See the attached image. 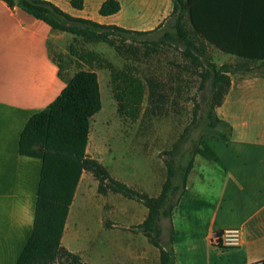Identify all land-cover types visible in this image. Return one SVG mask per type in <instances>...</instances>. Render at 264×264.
<instances>
[{
	"label": "crops",
	"instance_id": "obj_1",
	"mask_svg": "<svg viewBox=\"0 0 264 264\" xmlns=\"http://www.w3.org/2000/svg\"><path fill=\"white\" fill-rule=\"evenodd\" d=\"M47 1L73 17L126 29L135 21L125 10L142 11L147 18L173 4L119 0V13L102 16L106 0H85L82 10L73 8L71 0ZM192 2L190 28L216 63H264V0ZM67 36L74 42L72 34L53 30L0 0V264H16L33 231L42 160L22 155L20 138L30 118L46 109L76 72L52 52V45ZM216 113L231 132L227 139L204 140L196 150L185 192L171 216L174 264H264V73L230 74ZM147 216L144 205L140 215L125 213L138 224ZM69 218L62 240L68 250ZM229 228L242 230L240 246L214 245L212 238ZM108 244L111 264H150L149 240L143 233H114Z\"/></svg>",
	"mask_w": 264,
	"mask_h": 264
},
{
	"label": "rangeland",
	"instance_id": "obj_2",
	"mask_svg": "<svg viewBox=\"0 0 264 264\" xmlns=\"http://www.w3.org/2000/svg\"><path fill=\"white\" fill-rule=\"evenodd\" d=\"M172 9L171 2L169 10L163 9L161 14L147 18L142 11L134 14L125 10L123 14L135 21L127 29L140 33L122 37V50L105 43L78 41L77 54L72 56L69 45L73 39L67 36L52 45V52L72 71L88 69L82 58L93 52L119 68L131 66L146 82L154 78L160 83L155 97L150 96L148 89L143 112L138 120L132 121L117 112L109 70L98 69L102 110L91 124L88 155L106 166L115 179L148 197L158 198L165 185L172 186L171 204L175 205L200 143L227 131L216 123V108L230 74L244 70L264 73V64L220 66L208 46L192 32L187 14L178 11L171 16ZM98 186L92 173L83 174L70 213L66 243L87 264H111L108 241L114 233L146 236L141 224L125 217L126 212L140 215L144 204L111 192L102 195ZM159 229L158 246L146 236L150 264H161L162 252L170 258L171 215L160 219ZM57 264L76 263L64 258Z\"/></svg>",
	"mask_w": 264,
	"mask_h": 264
},
{
	"label": "trees",
	"instance_id": "obj_3",
	"mask_svg": "<svg viewBox=\"0 0 264 264\" xmlns=\"http://www.w3.org/2000/svg\"><path fill=\"white\" fill-rule=\"evenodd\" d=\"M3 1L11 8H19L34 18L46 22L53 30L72 34L75 37L74 42L69 46L72 56L77 54L75 43L78 41L105 43L122 50V37L140 33L117 25H103L73 17L47 0ZM71 4L73 8L82 10L85 0H71ZM192 5V0H173L171 16L182 11V14H187L190 21ZM121 9L119 0H106L100 8V14L111 16L119 13ZM192 23L196 32L201 35L195 21L192 20ZM180 30L182 33L185 32L182 27ZM82 61L87 63L89 68H79L66 81L67 86L61 94L46 109L30 118L21 134L20 153L41 159L42 171L33 231L16 264H57V261L64 258L76 264H87L82 261L81 256L69 251L62 242L68 217L85 172L92 173L98 181L100 194L107 195L110 192L120 194L127 199L142 202L148 208L149 214L141 226L146 236L156 246L160 243V219L166 214L172 216L185 192L186 179L192 169L193 160L186 170L183 192L177 203L172 205L171 197L174 191L172 186L165 185L158 198L148 197L145 193L115 179L106 166L88 155L91 124L94 117L102 110L97 70H109L117 112L121 117L132 121L140 118L148 89L150 88V96L153 98L158 93L160 83L154 78L146 82L131 66L125 65L119 68L97 53H86ZM60 70L63 71L61 64ZM60 75H62L61 71ZM229 85L230 77L227 89L217 106L222 103ZM216 123L227 131L216 133L217 137L213 138L227 139L231 126L218 117ZM220 233L221 231L217 234ZM170 258L162 252L161 264H174L172 251Z\"/></svg>",
	"mask_w": 264,
	"mask_h": 264
},
{
	"label": "built area",
	"instance_id": "obj_4",
	"mask_svg": "<svg viewBox=\"0 0 264 264\" xmlns=\"http://www.w3.org/2000/svg\"><path fill=\"white\" fill-rule=\"evenodd\" d=\"M212 242L222 248L238 247L242 242V230L240 228L224 229L212 238Z\"/></svg>",
	"mask_w": 264,
	"mask_h": 264
}]
</instances>
